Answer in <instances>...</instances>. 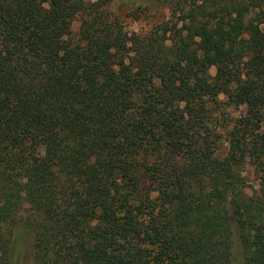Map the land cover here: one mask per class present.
I'll list each match as a JSON object with an SVG mask.
<instances>
[{"label": "trees", "instance_id": "16d2710c", "mask_svg": "<svg viewBox=\"0 0 264 264\" xmlns=\"http://www.w3.org/2000/svg\"><path fill=\"white\" fill-rule=\"evenodd\" d=\"M113 1L0 0V264H264V0Z\"/></svg>", "mask_w": 264, "mask_h": 264}, {"label": "rangeland", "instance_id": "374dc122", "mask_svg": "<svg viewBox=\"0 0 264 264\" xmlns=\"http://www.w3.org/2000/svg\"><path fill=\"white\" fill-rule=\"evenodd\" d=\"M170 0H114L111 6L113 13L118 15L123 21L125 28L129 30L146 31L149 27L155 23L158 19L168 15ZM140 6V13L133 14V10ZM131 14V15H129ZM79 27V19L76 18L72 22V31L75 32ZM211 73H214L215 68L210 69ZM223 100L224 97L220 95ZM225 116L235 118L239 116L243 111V106H226ZM223 117V114H222ZM222 121V120H221ZM224 124L223 122H219ZM222 125L216 123L215 120L210 124L215 134H222ZM221 142L220 152L225 151L226 142L221 136L219 139ZM242 173L248 176L246 191L250 189L258 188V179L252 171V167L246 164L242 168ZM32 210L27 203H23L19 214V221L14 227V235L16 240L15 252L13 261L11 264H31L32 251H33V227H32ZM237 231V230H235ZM237 236V235H236ZM233 256L236 264H243L244 255L242 246L239 244L238 237L235 238L233 244Z\"/></svg>", "mask_w": 264, "mask_h": 264}]
</instances>
